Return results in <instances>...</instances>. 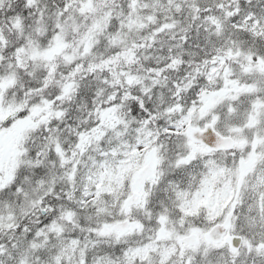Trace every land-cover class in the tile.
Returning a JSON list of instances; mask_svg holds the SVG:
<instances>
[{
    "label": "snow or ice",
    "instance_id": "snow-or-ice-1",
    "mask_svg": "<svg viewBox=\"0 0 264 264\" xmlns=\"http://www.w3.org/2000/svg\"><path fill=\"white\" fill-rule=\"evenodd\" d=\"M0 264H264V0H0Z\"/></svg>",
    "mask_w": 264,
    "mask_h": 264
}]
</instances>
